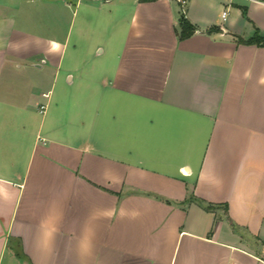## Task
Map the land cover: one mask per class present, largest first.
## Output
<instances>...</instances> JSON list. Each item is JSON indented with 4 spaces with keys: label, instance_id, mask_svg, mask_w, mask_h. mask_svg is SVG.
Listing matches in <instances>:
<instances>
[{
    "label": "crops",
    "instance_id": "0c3cea01",
    "mask_svg": "<svg viewBox=\"0 0 264 264\" xmlns=\"http://www.w3.org/2000/svg\"><path fill=\"white\" fill-rule=\"evenodd\" d=\"M255 35L264 0H0V264H264Z\"/></svg>",
    "mask_w": 264,
    "mask_h": 264
},
{
    "label": "trees",
    "instance_id": "16d2710c",
    "mask_svg": "<svg viewBox=\"0 0 264 264\" xmlns=\"http://www.w3.org/2000/svg\"><path fill=\"white\" fill-rule=\"evenodd\" d=\"M194 30V27L189 24V22L184 18L183 15L180 17V31H179V38L183 39L185 37H188ZM236 41L238 43L243 44H255V45H262L264 44V37H261L259 35H255L253 38L243 40L242 38H237ZM211 208L210 205L206 206V209Z\"/></svg>",
    "mask_w": 264,
    "mask_h": 264
},
{
    "label": "built area",
    "instance_id": "2783aa9c",
    "mask_svg": "<svg viewBox=\"0 0 264 264\" xmlns=\"http://www.w3.org/2000/svg\"><path fill=\"white\" fill-rule=\"evenodd\" d=\"M176 1L180 4V7L183 9V4L186 2V0H176ZM225 15H226V12L223 11L221 13V18L223 19L225 17ZM42 96L43 97H47V94L44 93V94H42ZM45 108H46L45 104H40L38 106V110H39L40 113H43L45 111Z\"/></svg>",
    "mask_w": 264,
    "mask_h": 264
}]
</instances>
